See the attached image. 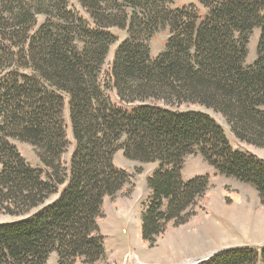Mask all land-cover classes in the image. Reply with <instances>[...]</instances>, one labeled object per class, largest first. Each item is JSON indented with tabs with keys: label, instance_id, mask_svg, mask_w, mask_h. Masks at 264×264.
<instances>
[{
	"label": "trees",
	"instance_id": "obj_1",
	"mask_svg": "<svg viewBox=\"0 0 264 264\" xmlns=\"http://www.w3.org/2000/svg\"><path fill=\"white\" fill-rule=\"evenodd\" d=\"M74 1L0 0V214L11 217L0 222V264H46L51 253L57 264L103 259L104 201L131 179L114 163L118 149L157 163L140 211L148 246L204 206L209 175L184 179L187 156L250 184L264 204V159L233 149L215 116L264 149V0H197L203 18L193 4L171 8L174 0ZM166 27L153 57L148 41ZM113 28L125 37L107 64L119 41ZM257 28L256 58L246 64ZM15 139L35 149L45 171ZM197 264H264V244L230 246Z\"/></svg>",
	"mask_w": 264,
	"mask_h": 264
},
{
	"label": "rangeland",
	"instance_id": "obj_2",
	"mask_svg": "<svg viewBox=\"0 0 264 264\" xmlns=\"http://www.w3.org/2000/svg\"><path fill=\"white\" fill-rule=\"evenodd\" d=\"M70 3L76 7L74 0H70ZM189 4L195 6L201 18L208 12L197 0H174L171 8ZM44 19L45 16L38 15L37 24L42 23ZM111 30L118 35L119 41L110 47L107 64L111 61L118 43L125 37V31L116 28ZM168 35L169 28L166 27L149 39L151 56H156L163 49ZM258 35L259 29H254L247 45L246 64L252 63L256 58ZM21 71L30 72L28 69ZM111 97L115 101L114 93ZM64 114L70 144L62 154L61 160L68 166L74 142L66 100ZM215 116L221 121L231 147L244 151L241 145L231 141L235 137L221 117ZM13 143L32 167L45 171L30 144L16 139ZM261 152L264 155V149ZM113 160L118 167L130 173L131 179L114 196L107 197L104 201V218L99 222V229L104 236L105 257L94 264H176L183 260L192 261L193 258L223 247L264 244V204L260 202L257 190L235 177L219 174L200 154H196L184 159V169L181 173L186 179L198 174L209 175V188L203 201L204 206L197 209V213L185 223L169 224L154 245H146L140 236L141 203L149 195L146 178L157 167V163L129 160L121 149L115 152ZM65 184L59 185L58 191L52 194L44 205L56 199ZM8 220H11V217L0 214V222ZM46 264H57L55 253L50 254Z\"/></svg>",
	"mask_w": 264,
	"mask_h": 264
},
{
	"label": "crops",
	"instance_id": "obj_3",
	"mask_svg": "<svg viewBox=\"0 0 264 264\" xmlns=\"http://www.w3.org/2000/svg\"><path fill=\"white\" fill-rule=\"evenodd\" d=\"M263 109H264V105H263ZM226 127L228 128L227 124H226ZM229 129V128H228ZM232 142L238 144V145H241L243 147V150L244 151H249L255 155H257L258 157H261V158H264V155H262L261 151L263 150L262 148H258V147H255V146H252V145H248L246 143H243V142H240L239 140H237L236 138H234L233 140H231ZM184 169V165H183V168L182 170ZM182 172V171H181ZM183 177V176H182ZM184 178V177H183ZM189 178V177H188ZM187 178V179H188ZM186 179V178H184ZM262 245V244H261ZM236 246V245H235Z\"/></svg>",
	"mask_w": 264,
	"mask_h": 264
},
{
	"label": "water",
	"instance_id": "obj_4",
	"mask_svg": "<svg viewBox=\"0 0 264 264\" xmlns=\"http://www.w3.org/2000/svg\"><path fill=\"white\" fill-rule=\"evenodd\" d=\"M226 248H228V247H223V248L216 249L215 251L210 252L208 254L202 255V256L197 257V258H193L194 260H192V261L183 260V261H180V262H178L176 264H197V263H199L201 261H204V260L208 259L211 255L215 254L216 252H218L220 250H223V249H226Z\"/></svg>",
	"mask_w": 264,
	"mask_h": 264
}]
</instances>
